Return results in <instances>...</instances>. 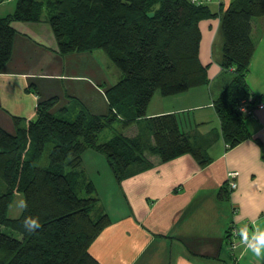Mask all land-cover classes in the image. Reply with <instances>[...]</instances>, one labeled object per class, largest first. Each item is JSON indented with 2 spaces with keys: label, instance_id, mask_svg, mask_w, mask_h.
Listing matches in <instances>:
<instances>
[{
  "label": "trees",
  "instance_id": "16d2710c",
  "mask_svg": "<svg viewBox=\"0 0 264 264\" xmlns=\"http://www.w3.org/2000/svg\"><path fill=\"white\" fill-rule=\"evenodd\" d=\"M14 1V12L0 17V72L11 56L12 23L45 20L59 55L101 50L120 77L105 90L106 115L90 114L82 106L72 115L63 116L66 110L52 114L56 99L51 98L37 104L33 120L13 118L12 133L0 127V264H100L89 248L111 221L79 169L83 153L102 154L116 184L148 168L147 155L163 163L183 155L201 167L208 163L174 114L147 118L146 109L155 94L168 97L209 84L207 67L199 61V23L210 19H219L220 67L231 73L211 92L217 93L212 101L223 142L231 149L250 138L246 121L252 115L239 106L244 102L254 114L263 104L246 77L255 49L251 21L264 18V0H230L216 10L210 0ZM139 119L143 128L135 136L122 133ZM114 122L119 127L98 144V135ZM47 145V164L40 166ZM261 154L264 160V149ZM17 194L27 207L12 219L7 211ZM226 194L221 189L217 197ZM27 216L38 217L41 227L25 231Z\"/></svg>",
  "mask_w": 264,
  "mask_h": 264
},
{
  "label": "crops",
  "instance_id": "0c3cea01",
  "mask_svg": "<svg viewBox=\"0 0 264 264\" xmlns=\"http://www.w3.org/2000/svg\"><path fill=\"white\" fill-rule=\"evenodd\" d=\"M229 2L210 0L208 4L216 10ZM14 8V0H0V17L11 15ZM219 26V19L199 23V61L207 67L209 84L167 98L154 96L146 109L147 118L174 114L180 130L209 161L201 167L189 155L164 163L147 155L148 168L117 184L119 208L98 203L111 221L89 248L100 264H264V257L250 249L241 246L230 251L226 238L227 230H241L245 225L249 234L264 230V18L251 21L255 49L246 77L251 92L261 96L263 104L246 121L251 137L231 149L223 142L214 112L212 99L217 93H211L231 76L220 67ZM12 28L11 56L0 72L3 130L13 132V118L25 123L33 120L37 104L51 98L56 99L52 114L66 110L63 116L72 115L80 106L93 115L108 113L105 90L120 76L105 55L101 57L98 50L59 55L45 20L13 22ZM143 120L122 133L135 136ZM87 152L82 162L85 154L92 156ZM231 171L238 176L236 188L230 191L227 174ZM221 189H226L227 198L218 199ZM260 243L264 245V237Z\"/></svg>",
  "mask_w": 264,
  "mask_h": 264
},
{
  "label": "rangeland",
  "instance_id": "374dc122",
  "mask_svg": "<svg viewBox=\"0 0 264 264\" xmlns=\"http://www.w3.org/2000/svg\"><path fill=\"white\" fill-rule=\"evenodd\" d=\"M98 52L101 53V55H103L101 57H104V53L101 50H98ZM102 60H103V58H102ZM105 61H107V64H109L114 71H117L119 73L117 68L109 60H107V58ZM154 96L155 97H162L158 94H155ZM168 97H170V96H168ZM165 98H167V97H165ZM152 100H153V98L151 99V101ZM118 127H119V123L114 122L111 128L104 129L98 135L97 143L101 144L104 141L108 140L113 135L114 129L118 128ZM49 150H50V145H47L46 149L43 153V157H42L41 161L39 162L40 166L47 164L46 159H47V155H48ZM87 153H91L89 155H92V156H90V158H88L89 156H86L87 154H85L84 162H82V164H80L79 169H82L84 171L85 177L92 182L93 186H95L93 196L97 197L100 200L99 202L101 203V205H103V208L114 206V205H116L117 208H119L121 206V203L119 202V198L117 196V194H118L117 184L114 181L112 174H111V172L107 166L105 157L100 153L90 151V150H88ZM94 155H97L98 158L94 157ZM78 195H79V193H78ZM84 195H85L84 193L80 194V196H84ZM20 200H23L22 195H20V194L15 195L13 202L7 211V215L9 218L14 219L20 215L22 208L17 206V204H19ZM4 232L9 234V235H12L13 237H16V238L19 237L18 234L15 232L6 231V230Z\"/></svg>",
  "mask_w": 264,
  "mask_h": 264
},
{
  "label": "clouds",
  "instance_id": "9594fccd",
  "mask_svg": "<svg viewBox=\"0 0 264 264\" xmlns=\"http://www.w3.org/2000/svg\"><path fill=\"white\" fill-rule=\"evenodd\" d=\"M17 206L21 208H26L27 203L24 200H20ZM22 224H23L25 231H28V232H34L36 229L41 227L39 218L33 217V216L25 217L22 221ZM247 230H248V226L245 225V228L240 235L242 243H244L245 246L248 249H250L252 253L255 254V256L264 257V251H257V248H264V245L260 243V238L264 237V230H259V229L255 230L251 237H248ZM250 239L255 242L254 245H250L249 243Z\"/></svg>",
  "mask_w": 264,
  "mask_h": 264
},
{
  "label": "built area",
  "instance_id": "2783aa9c",
  "mask_svg": "<svg viewBox=\"0 0 264 264\" xmlns=\"http://www.w3.org/2000/svg\"><path fill=\"white\" fill-rule=\"evenodd\" d=\"M244 102H242L241 106H239V111L241 113H245L248 116H253V113L247 109V107L245 105H243ZM238 173L236 171H231L227 174V182H228V187L229 189L233 190L236 188L237 183H236V179H237ZM242 231H239V229L236 228H232L230 229L228 235H229V249L230 251L234 252V250H236L238 247H243L244 249H248L244 243H242L240 235H241ZM248 237H251L252 234H249L247 232ZM250 245H254L255 242L252 241L250 239L249 241Z\"/></svg>",
  "mask_w": 264,
  "mask_h": 264
}]
</instances>
